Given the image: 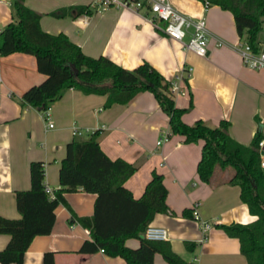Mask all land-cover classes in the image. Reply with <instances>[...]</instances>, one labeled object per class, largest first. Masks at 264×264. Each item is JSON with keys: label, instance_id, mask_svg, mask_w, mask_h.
<instances>
[{"label": "crops", "instance_id": "obj_1", "mask_svg": "<svg viewBox=\"0 0 264 264\" xmlns=\"http://www.w3.org/2000/svg\"><path fill=\"white\" fill-rule=\"evenodd\" d=\"M12 1L0 0V30L13 19ZM168 1L186 16L205 19L210 34L205 56L184 50L180 42L169 39L160 30L163 24L157 20L154 25L144 8L135 11L110 6L103 10L96 0H24L23 4L40 14L41 30L64 34L89 57L104 56L123 69L146 62L166 81L181 69L191 68L182 82L183 92L171 96L175 106L186 109L181 114L184 123L201 120L215 127L227 122L230 137L242 146L264 136V66L253 69L243 64L236 49L241 39L231 13L199 0ZM74 5L88 6L90 14L58 18L49 14ZM257 32L256 47L264 50V18ZM217 41L221 44L216 45ZM44 77L36 70L33 55L12 52L0 56V216L20 217L14 195L17 190L30 189L31 161L43 163V185L54 192L60 188L58 167L66 144L85 141L96 130L98 145L110 159L121 158L136 167L123 183L134 198L142 194L152 172L162 175L169 211L155 213L148 224L165 229L164 240L179 257L190 264H247L238 240L218 227L256 219L238 197L239 187L227 181L233 169L216 167L208 182L199 180L196 163L202 140L184 143L183 136L169 133L168 117L150 92L138 93L126 104L105 107V95L64 89L48 107L53 126L47 128L41 111L19 101L27 87ZM72 128L81 133L71 134ZM163 132L168 133L167 139L156 145ZM93 200L94 194L80 187L63 191L51 230L32 238L22 264H43L48 251L53 252V264H124L121 257H110L101 250L78 251L90 234L77 219L91 216ZM193 207L198 220L191 215ZM201 221L208 229H201ZM8 240L7 234L0 233V249ZM184 242L193 243V251H188ZM138 244L139 237L124 241L128 248ZM151 264L166 262L155 253Z\"/></svg>", "mask_w": 264, "mask_h": 264}, {"label": "trees", "instance_id": "obj_2", "mask_svg": "<svg viewBox=\"0 0 264 264\" xmlns=\"http://www.w3.org/2000/svg\"><path fill=\"white\" fill-rule=\"evenodd\" d=\"M204 5H216L228 10L234 19L235 32L253 52H257L256 36L264 18V0H199ZM13 0V19L0 30V56L12 52L34 56L35 68L45 77L42 82L27 87L19 98L20 104L43 111L57 100L64 89L80 90L84 94L105 95V107L126 104L138 93L148 91L168 117V131L183 136L184 143L202 140L196 173L208 182L216 167L233 169L227 181L239 187L238 197L256 219L245 224L231 222L218 227L229 237L238 240L240 253L247 264H264V174L259 164L257 142L242 146L227 132V122L208 127L201 120L192 125L184 123L185 108L175 106L170 84L148 63L133 69H123L104 56L89 57L64 34H50L40 29V14ZM58 18L64 15L90 14L86 5L60 7L49 13ZM59 189L53 197L45 193L44 169L40 161L29 163V190H17L14 203L19 218L0 216V233L9 240L0 249L1 264H22L24 251L35 235H47L54 223V209L63 191L79 187L94 194L93 211L80 217L78 223L87 229L89 240H84L78 251H103L110 257L119 256L124 264H151L159 253L166 264H190L170 248L167 240L157 241L140 237L155 213H167L166 188L162 175L152 172L142 194L134 198L123 184L136 167L121 158L110 159L99 147L97 131L85 141L69 142L59 162ZM186 214V211H183ZM139 237L136 248H128L124 241ZM188 251L194 244L184 242ZM43 264H53V252L43 255Z\"/></svg>", "mask_w": 264, "mask_h": 264}, {"label": "built area", "instance_id": "obj_3", "mask_svg": "<svg viewBox=\"0 0 264 264\" xmlns=\"http://www.w3.org/2000/svg\"><path fill=\"white\" fill-rule=\"evenodd\" d=\"M102 9L105 10L110 6L114 7H127L132 10L138 11L140 8L146 9L150 14L151 22L156 25V21L164 22V25L160 27V30L169 39L178 41L182 44L184 50L192 51L199 56H205L207 54V44L210 39V34L206 30L205 19L199 17H189L178 10H176L168 0H96ZM187 36V40H183ZM220 41L216 42V45H220ZM239 56L243 64L253 68H261L264 66V50H258L253 52L249 45L245 41L238 42L236 45ZM191 68L181 69L170 80V94L175 96L176 94L183 92V80L189 75ZM185 73L182 76L181 73ZM42 119L46 122V127L51 128L53 126L52 121L49 119L48 108L41 111ZM91 132V131H90ZM81 130L78 128H72L71 134L78 135ZM93 133V132H91ZM168 133L163 132L162 136L156 141V145H160L162 141L166 140ZM259 151V164L261 168H264V136L259 138L257 142ZM45 193L53 197V191L49 187H45ZM191 215L194 220L199 219L196 209L193 207ZM201 229H208V224L201 221ZM143 233V237L149 240L163 241L167 232L164 228L152 226L147 224Z\"/></svg>", "mask_w": 264, "mask_h": 264}, {"label": "rangeland", "instance_id": "obj_4", "mask_svg": "<svg viewBox=\"0 0 264 264\" xmlns=\"http://www.w3.org/2000/svg\"><path fill=\"white\" fill-rule=\"evenodd\" d=\"M160 23H162L163 25H164V22H162V21H159Z\"/></svg>", "mask_w": 264, "mask_h": 264}, {"label": "water", "instance_id": "obj_5", "mask_svg": "<svg viewBox=\"0 0 264 264\" xmlns=\"http://www.w3.org/2000/svg\"><path fill=\"white\" fill-rule=\"evenodd\" d=\"M262 172H263V174H264V168H262Z\"/></svg>", "mask_w": 264, "mask_h": 264}]
</instances>
